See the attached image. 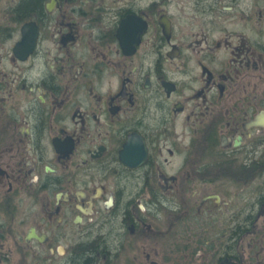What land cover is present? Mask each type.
<instances>
[{
    "label": "flooded vegetation",
    "instance_id": "af4514ba",
    "mask_svg": "<svg viewBox=\"0 0 264 264\" xmlns=\"http://www.w3.org/2000/svg\"><path fill=\"white\" fill-rule=\"evenodd\" d=\"M0 264H264V0H0Z\"/></svg>",
    "mask_w": 264,
    "mask_h": 264
},
{
    "label": "trees",
    "instance_id": "16d2710c",
    "mask_svg": "<svg viewBox=\"0 0 264 264\" xmlns=\"http://www.w3.org/2000/svg\"><path fill=\"white\" fill-rule=\"evenodd\" d=\"M33 6H36V3H30V4L26 5V7L24 8V10H27L29 8H32Z\"/></svg>",
    "mask_w": 264,
    "mask_h": 264
}]
</instances>
